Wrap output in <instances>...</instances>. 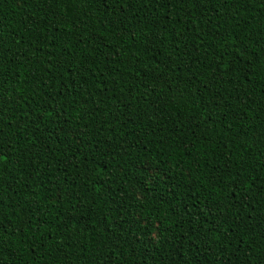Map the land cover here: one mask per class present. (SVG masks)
Here are the masks:
<instances>
[{
    "label": "trees",
    "instance_id": "obj_1",
    "mask_svg": "<svg viewBox=\"0 0 264 264\" xmlns=\"http://www.w3.org/2000/svg\"><path fill=\"white\" fill-rule=\"evenodd\" d=\"M0 264H264V0H0Z\"/></svg>",
    "mask_w": 264,
    "mask_h": 264
}]
</instances>
